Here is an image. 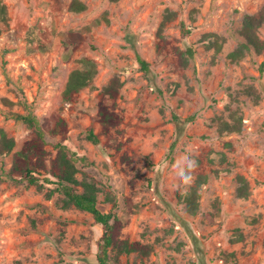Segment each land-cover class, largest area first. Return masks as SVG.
Listing matches in <instances>:
<instances>
[{
	"label": "rangeland",
	"instance_id": "1",
	"mask_svg": "<svg viewBox=\"0 0 264 264\" xmlns=\"http://www.w3.org/2000/svg\"><path fill=\"white\" fill-rule=\"evenodd\" d=\"M263 6L264 0H0V128L15 141L0 155L4 170L34 136L13 113L30 114L44 132L46 165L54 145H65L78 158L77 177L84 172L101 187L98 207L121 220L120 237L152 244L148 256L132 253L121 262L264 264V48L238 62L227 57L243 41V16ZM168 11L174 16L159 35ZM257 35L264 46V23ZM175 47L193 49L186 67ZM81 58L93 61L96 73L67 99L65 82ZM113 78L121 85L109 97L104 89ZM99 103L120 116L107 131ZM234 111L240 130L220 131L234 123ZM58 120L65 129L53 137ZM186 149L198 161L195 179L207 175L193 215L181 199L195 179L180 185L172 168ZM238 175L248 183L246 198L236 194ZM48 187L39 192L2 174L0 264H97L102 227L88 212L61 208V195L47 199Z\"/></svg>",
	"mask_w": 264,
	"mask_h": 264
},
{
	"label": "trees",
	"instance_id": "2",
	"mask_svg": "<svg viewBox=\"0 0 264 264\" xmlns=\"http://www.w3.org/2000/svg\"><path fill=\"white\" fill-rule=\"evenodd\" d=\"M116 1V0H114ZM82 7V6H81ZM174 13L168 11L160 21L158 34L166 21L171 20ZM264 23V6L256 14H245L242 18L241 27L238 30L243 41L240 42L227 57L231 62L241 60L247 51L253 49L259 54L264 46L257 35V30ZM187 31L183 32V35ZM217 41H215L216 43ZM178 56V62L182 67L188 65L189 59L193 58L194 51L188 47L184 50L178 47L174 48ZM141 67L146 70L148 64L138 58ZM81 66L73 69L67 77L63 94L69 99L71 95L78 90L87 86L96 73L95 64L93 61L81 58L79 60ZM264 66V62L261 64ZM121 83L117 78H113L111 83L104 89V93L113 97L120 87ZM246 94L253 95L255 102L259 100V95L251 88L247 87ZM102 129L107 131L110 127L117 125L120 121V116L109 110L106 104L99 103L97 111ZM234 123L228 125L223 123L221 130L239 131L241 126V116L237 111L232 113ZM13 118L23 121L34 132V136L26 140L20 149L12 153L11 165L8 171L3 168V161L0 163V178L6 173L10 178L18 177V180L25 181L27 185L35 186L36 190L41 192L44 185H48V189L44 195L50 199L54 193L61 195L58 203L63 209L74 207L78 210L88 212L94 219V222L102 227V233L97 243L96 260L97 264H125L120 261V256H129L132 253L140 260L149 255L153 251L152 244H144L137 240L120 237L122 222L112 210L103 212L97 205L98 193L101 192L95 179L88 177L84 172L81 177H77L80 172L78 167V158L65 145L56 143L54 145L55 154L49 159V164L46 165L45 158L49 156V151L45 149L46 141L44 132L39 126L35 117L30 114L13 113ZM65 129V122L58 120L53 128L49 131L50 135L55 137L62 134ZM88 140L97 143V139L92 132L87 135ZM15 146V141L12 137H8L5 130L0 128V155L10 153ZM124 158H127L126 156ZM129 160V158H128ZM239 183L236 194L240 198H246L250 194L249 186L243 176L236 177ZM207 182L206 174H198L193 186L183 194L182 201L185 203L186 210L190 214H195L200 198L199 189ZM105 200L113 201L110 193L106 192ZM115 206V204H113ZM131 264H138L133 260Z\"/></svg>",
	"mask_w": 264,
	"mask_h": 264
},
{
	"label": "clouds",
	"instance_id": "3",
	"mask_svg": "<svg viewBox=\"0 0 264 264\" xmlns=\"http://www.w3.org/2000/svg\"><path fill=\"white\" fill-rule=\"evenodd\" d=\"M172 168L175 170L180 185L190 186L195 179L194 172L198 168V161L194 153L186 149L174 159Z\"/></svg>",
	"mask_w": 264,
	"mask_h": 264
}]
</instances>
